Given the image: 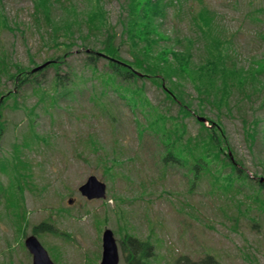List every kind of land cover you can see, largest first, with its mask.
<instances>
[{"label": "rangeland", "instance_id": "rangeland-1", "mask_svg": "<svg viewBox=\"0 0 264 264\" xmlns=\"http://www.w3.org/2000/svg\"><path fill=\"white\" fill-rule=\"evenodd\" d=\"M70 1L83 6L89 0ZM204 1L233 33L237 62L246 69L251 64V69L263 68L264 41L258 36L264 32V12L256 13V18L250 13L263 7L264 0ZM189 5L197 7L194 2ZM32 8L31 0H0V14L14 23V31L2 33L3 45L10 60L29 70L44 61V57L35 53L41 48L38 35L33 29L25 28L30 23ZM103 8L110 12L114 22L117 2H104ZM71 18L73 20L75 14ZM185 23L177 25L181 32H188ZM76 52V56L68 60L79 66L83 56ZM261 73L264 80V69ZM7 79L2 80L5 88L0 89L14 88ZM187 91L197 95L191 85ZM260 93L253 94L251 101L248 100L250 103L244 107L242 104L233 107L231 114L223 109L221 117L233 154L244 163L245 171L254 182L264 179V168L260 165V161H264V89ZM145 94L148 102L161 96L150 83L145 87ZM74 95L60 99V110H50L52 115L37 107L36 131L50 141L49 145L41 141L40 148L28 150L21 146V135L27 128L23 111L14 110L9 104L1 112L0 158L20 150L21 158H28L31 165L26 173L20 169L24 174L20 187L26 193V206L15 205L18 215L7 210V175L0 173V264H32V255L24 245L30 235L37 238L54 264H99L101 235L105 229L114 234L119 264H129V254H132L127 237L149 239L153 248L148 264H178L183 255L193 261L211 256L218 264H264V206L260 203L264 201V188L257 194V187L249 185L248 181L243 184L234 181L233 190L241 191L237 195L241 204L237 207L228 204L224 197H218L223 194L213 192L204 178L191 188L193 175L185 167L170 168L162 177L155 159L158 141L154 133L147 130L143 133V141L138 140L139 123L123 100L111 92L104 98L117 118V123L112 126L106 115L93 109L86 91ZM232 96L231 101H234L236 91ZM35 100L34 96H29L28 106ZM214 112L206 110L212 118H215ZM170 114L175 116V111ZM241 116L247 117L250 128L256 131L252 144L243 133ZM138 117L144 123L139 113ZM184 122L194 134L197 129L194 121L187 118ZM90 136L110 157H113L112 150L117 141L119 144L115 147L120 165L106 171L98 168L96 153L87 146ZM228 153L232 155L230 151ZM222 172L229 173L230 170ZM89 176H95L106 185L105 199L87 201L80 195L78 187ZM35 190H39L40 195L33 193ZM70 200L71 204L68 203ZM24 213L28 223H25V217L20 220ZM42 221L54 223V235L33 233V228Z\"/></svg>", "mask_w": 264, "mask_h": 264}, {"label": "trees", "instance_id": "trees-1", "mask_svg": "<svg viewBox=\"0 0 264 264\" xmlns=\"http://www.w3.org/2000/svg\"><path fill=\"white\" fill-rule=\"evenodd\" d=\"M31 1L33 10L30 23L25 28L33 29L38 35L41 48L35 53L44 57L43 63L50 62L36 73L9 59L1 35L4 30L14 31V23L0 14V88H5V83H2L5 78L14 87L12 90L0 89V118L2 110L9 104L14 110L24 112L27 128L22 132L21 146L31 150L40 148L41 141L50 144L43 134L36 131L37 107L52 115L50 110H60V99L67 95L73 98L74 93L83 90L88 93L93 109L100 111L102 116L106 115L109 123L115 125L117 118L110 103L104 100L111 92L125 102L139 123L138 140L143 141V133L147 130L154 133L158 141L155 159L162 177L170 168L185 167L193 175L191 188L204 178L213 192L223 194L218 197H224L228 204L237 207L241 204L237 198L241 191L233 190L234 181L241 184L248 181L249 185L257 187V194L261 192L264 179L254 182L249 178L244 163L232 152L221 117L223 109L231 114L233 107L241 104L244 107L250 103L253 94L264 89L261 78L264 67L251 69V64L246 69L237 62L233 33L225 28L218 13L204 0H115L118 12L114 22L110 12L103 8V3L111 0H89L83 6H77L70 0ZM191 2L197 7L192 8ZM261 12H264V6L250 15L256 18L255 14ZM184 21L188 32H181L177 27ZM170 24L172 26L168 28ZM258 37L264 41V32ZM75 50L83 56L79 66L68 60L76 56ZM51 69L53 71L49 72ZM147 83L161 93L151 102L145 94ZM188 85L197 93L196 96L187 91ZM234 91L236 98L231 101ZM29 96L36 98L30 106ZM172 110L175 116L170 114ZM206 110L215 111V118L210 117ZM138 113L144 123L139 121ZM197 117L204 118L207 124L199 122ZM187 118L197 125L194 134L184 122ZM169 121L173 123H167ZM240 121L247 141L252 144L255 129L250 128L251 122L247 117L241 116ZM51 122L54 123L52 116ZM114 143L115 146L119 144L117 141ZM87 146L96 153L98 168L106 171L120 165L115 146L113 157L93 136L89 137ZM22 155L18 150L0 158V173L7 175V210L12 215L19 214H15V205L26 206V193L20 187L24 174L20 169L26 173L31 163L28 158H21ZM78 156H82L80 152ZM260 163L264 168V161ZM226 169L230 172L223 173ZM118 174L116 172V176ZM33 193L40 195L39 190ZM260 203L264 206V201ZM24 217L28 223L25 213L20 220ZM55 229L54 223L42 221L33 228V233L54 235ZM127 242L132 253L129 254V264H148L153 248L149 239L127 237ZM177 262L218 264L211 256L193 261L183 255Z\"/></svg>", "mask_w": 264, "mask_h": 264}, {"label": "water", "instance_id": "water-1", "mask_svg": "<svg viewBox=\"0 0 264 264\" xmlns=\"http://www.w3.org/2000/svg\"><path fill=\"white\" fill-rule=\"evenodd\" d=\"M49 62L35 68L32 73L42 70L48 66ZM198 121L205 122L204 118H198ZM262 181V180H261ZM78 191L82 197L87 200H99L104 199L106 194V186L104 183L99 181L95 176H89L85 183H83ZM69 204L72 201H68ZM25 247L28 252L32 255V264H54L46 250L39 243L34 235H31L25 239ZM101 260L99 264H118L119 253L117 243L115 241L113 232L110 229H106L102 233L101 237Z\"/></svg>", "mask_w": 264, "mask_h": 264}]
</instances>
